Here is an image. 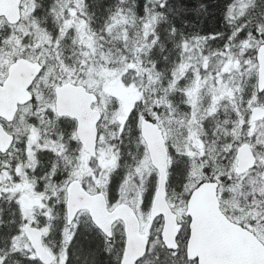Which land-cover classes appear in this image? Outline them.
Instances as JSON below:
<instances>
[{
	"label": "snow or ice",
	"instance_id": "1",
	"mask_svg": "<svg viewBox=\"0 0 264 264\" xmlns=\"http://www.w3.org/2000/svg\"><path fill=\"white\" fill-rule=\"evenodd\" d=\"M0 264H264V0H0Z\"/></svg>",
	"mask_w": 264,
	"mask_h": 264
},
{
	"label": "trees",
	"instance_id": "2",
	"mask_svg": "<svg viewBox=\"0 0 264 264\" xmlns=\"http://www.w3.org/2000/svg\"><path fill=\"white\" fill-rule=\"evenodd\" d=\"M209 2H213V0H209ZM216 25V21L212 18L209 17L205 22H204V28L206 30H209L211 28H213Z\"/></svg>",
	"mask_w": 264,
	"mask_h": 264
}]
</instances>
